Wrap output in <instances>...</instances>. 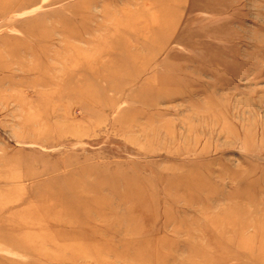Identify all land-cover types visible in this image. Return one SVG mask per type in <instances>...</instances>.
Masks as SVG:
<instances>
[{"label": "rangeland", "instance_id": "1", "mask_svg": "<svg viewBox=\"0 0 264 264\" xmlns=\"http://www.w3.org/2000/svg\"><path fill=\"white\" fill-rule=\"evenodd\" d=\"M0 264H264V0H0Z\"/></svg>", "mask_w": 264, "mask_h": 264}, {"label": "bare ground", "instance_id": "2", "mask_svg": "<svg viewBox=\"0 0 264 264\" xmlns=\"http://www.w3.org/2000/svg\"><path fill=\"white\" fill-rule=\"evenodd\" d=\"M160 49V48H159Z\"/></svg>", "mask_w": 264, "mask_h": 264}]
</instances>
